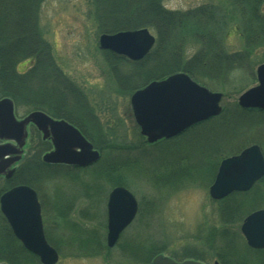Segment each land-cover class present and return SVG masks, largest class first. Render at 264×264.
<instances>
[{
  "label": "rangeland",
  "instance_id": "1",
  "mask_svg": "<svg viewBox=\"0 0 264 264\" xmlns=\"http://www.w3.org/2000/svg\"><path fill=\"white\" fill-rule=\"evenodd\" d=\"M162 2L163 7L172 12H186L202 6H214L221 9L228 19L223 40L225 52L235 54L242 53L244 50L240 27L241 14L245 9L240 10L242 5L237 6L234 0H163ZM257 17L260 20L264 19V3ZM38 31L50 47L55 64L63 71L66 84L73 91L77 90L89 105L93 119L86 122L80 117L79 120L86 123V134L92 140L96 139L97 146L101 148L98 150L101 154L99 164H95L86 172L71 171L67 174V178L77 177L75 181L66 180L65 176L63 180L60 177L52 179L48 184L40 187L39 195L49 202H52L54 198H58L57 201L71 200L72 204L70 207L68 205V208L76 216L77 212H88L93 208L92 204L87 206L89 202L94 205L97 202L98 197L93 196L94 189H91L88 198L84 195V189L93 182L94 172L113 171L110 175H113V178H120V183L133 194L139 206L134 222L124 233L126 241L130 239L136 242L141 239L143 248L146 250L144 252L146 257L153 255L154 249L161 248L163 255L175 258L177 261L200 259L205 260V263L213 264L211 248L214 245L218 246L219 234L226 227L219 219L216 203L209 197L208 190L211 183H205V187L202 188L194 184L185 185L182 182L186 180H182L180 185L164 186V183H160L163 186L158 188L145 176V173L156 169L160 161L164 163L163 167L169 164L174 166L172 148L164 149L163 145L148 147L145 139L141 137L133 117L130 98L136 90L147 84L142 86L140 82H136L132 89L122 88L120 84H116L105 60L104 52L99 49L98 42L102 33L99 31L97 19L94 18V6L90 0H44L38 11ZM198 49L199 43L189 39L183 54L185 60L191 58ZM246 57H249V61L245 62L242 72H233L232 76L228 75L225 81L206 77L200 83L188 76L212 92L221 94L222 108L226 111L232 110L234 105H237L241 94L257 85L256 70L264 64V46L260 45ZM164 59L166 58L161 60ZM31 61L23 56L11 55L8 52V43L0 45V77L18 71L22 74L21 79H24L27 92L30 89L28 86L30 82L26 81L30 74L28 69ZM122 70L124 75L130 74L125 67ZM45 72L48 85L44 82L46 79L39 84V78H34V85L47 86V89L40 90L41 92L51 91L49 73L47 70ZM10 92L18 98L19 116L32 110H42L41 107L46 105L42 104L45 102L44 99L38 96L36 104L29 108V104L22 100L24 96L21 90L17 93L10 87ZM62 98L64 99L59 100V104H63L64 107L71 105L66 97ZM39 99L42 105L38 103ZM79 110L82 111V109L77 111ZM208 130L209 126H205V130H195L185 140L182 138L172 144H179L175 146V149H178L177 147L183 149L182 152L191 159L190 162H201L203 158L200 156L205 155L206 162H209L210 156L212 163L218 162V166L221 160L236 155L238 151L252 144L259 145L264 153V114L259 117L258 124L244 127L241 135L232 137V140L225 139L223 142L222 139L214 140L209 136ZM32 134L34 135L31 138L32 150L30 151H33L35 147V161L39 162L43 152L49 150V146L47 147V144L39 146L40 141L36 134L34 132ZM181 142L185 144H180ZM237 148L238 150H235ZM209 149H211L210 152ZM214 151H217L216 154ZM199 157L201 161H197ZM183 158L186 157L180 156L176 160L180 161ZM183 160L185 163V159ZM126 165L136 167L134 170H126ZM160 175H163V179H174L173 172L170 171L162 172ZM100 182L104 190L102 197L104 204L101 212H105L107 195L114 187H112L113 184H108L104 180ZM177 185H179L178 190L175 188ZM91 195L92 197L89 198ZM141 209L144 212L139 216ZM240 224L241 222L231 227L230 234L240 232ZM63 232L65 233V230ZM236 246L240 249L238 242ZM134 262L133 259L122 258L119 250L115 249L110 254L93 258L66 256L60 259L58 264H135Z\"/></svg>",
  "mask_w": 264,
  "mask_h": 264
},
{
  "label": "trees",
  "instance_id": "2",
  "mask_svg": "<svg viewBox=\"0 0 264 264\" xmlns=\"http://www.w3.org/2000/svg\"><path fill=\"white\" fill-rule=\"evenodd\" d=\"M43 1L0 0V45L8 43V52L14 57L23 56L26 60L34 59L36 72L44 73L45 78L42 79H46L44 82L48 85L45 72L47 70L52 86V92H49L48 99L53 102H60L59 100L63 99L61 95H58L61 94L62 74L54 62L50 47L38 31V11ZM162 1L90 0V3L94 6V18L98 21L101 33L114 34L121 31L147 28L155 35L156 42L153 49L139 62L131 63L109 52H104L111 75L116 84H120L122 88L129 87V89H132L136 82H140L144 86L151 81L162 80L179 72L186 73L198 82L206 77L225 81L229 77L228 75L233 72H242L243 66L246 65L245 62L249 59V57H246L248 54L260 45L264 46V19L260 20L257 17L264 0H234L237 6L242 5L240 10L245 9L241 14L240 27L244 50L242 53L235 54H227L223 46L228 19L221 9L214 6H202L186 12H172L163 7ZM189 39L197 41L199 49L191 58L185 60L183 54ZM162 58L166 59L161 60ZM13 59L15 60V58ZM123 67L128 70L129 75H124V72H122ZM40 82L41 80L39 84ZM63 85L66 86L64 78ZM81 109L82 111L79 110V112L85 114L84 119L91 121L92 118L87 106L84 104ZM261 114H264V112L244 111L234 105L232 110L226 111L223 109L218 117L191 128L173 141L161 142L158 145H163L164 149H175V146L179 144L174 145L172 143L182 138L185 140L195 130H205V126H209L208 132L213 133L214 138L222 139V142L225 139L232 140V137L235 138L241 135L244 127L258 124ZM63 119L78 127L96 149H101L100 146H97L98 141L95 138V140H92L86 134V123L67 116H63ZM180 144H185V142ZM177 148L179 151L183 150ZM235 150H238V148ZM214 152L216 154L217 151ZM200 157L203 158L202 161ZM200 157L197 161L201 162L186 161L184 163L182 159L172 168L163 167L164 163L160 161V165L156 169L147 172L145 176L158 188L163 186L160 183H164V186L180 185L182 180H186L182 182L183 184H198L205 187V183H212L218 162L212 163L210 156L208 157L209 162H206L205 155ZM126 166L128 167V165ZM133 167L129 165V169ZM173 170L176 171L173 173V180L163 179V175H160L162 172H173ZM86 171H89V169L83 170V172ZM111 172L113 171L94 172L92 184L84 189L85 197L88 198L91 189H94L93 196L103 197L104 190L102 189L101 180L113 184L112 187L114 185L123 186L120 183V178H113V175H110ZM57 174L58 172L53 173L51 179L57 178ZM63 176L68 177L67 173H63ZM69 180L75 181L73 178ZM91 197L92 195L89 196V198ZM99 203L97 201L95 205L100 206ZM215 203L218 208L219 219L226 229H223L219 234L218 246L214 245L211 248L212 257L220 264H264V250L252 251L243 243L244 241L238 232L230 234L231 227L239 225L250 212L264 208V178L257 182L249 192L233 193ZM91 204L95 206L92 202H89L87 206ZM143 212L144 210L141 209L140 216ZM87 213L94 215L95 211L89 209L88 212H83L80 215L83 221L93 222L94 219H97L89 217L86 215ZM98 219L95 221L97 227L95 230H86L83 227H70L68 225L67 231L70 235V242L85 247L84 249L80 248L79 255H100L104 250V228L101 226L103 220ZM7 228L5 221L0 216V232L2 229ZM237 242L240 249L236 246ZM13 245L11 236L0 234V262L18 264L17 254L12 249ZM131 245H133L132 257L135 260L138 254L134 252V246L138 245L135 243ZM88 246H96V248L89 249ZM159 249H154L152 251L154 254L148 255L144 259V263L150 264L151 259L156 254L163 252L161 248Z\"/></svg>",
  "mask_w": 264,
  "mask_h": 264
},
{
  "label": "water",
  "instance_id": "3",
  "mask_svg": "<svg viewBox=\"0 0 264 264\" xmlns=\"http://www.w3.org/2000/svg\"><path fill=\"white\" fill-rule=\"evenodd\" d=\"M153 44L154 38L146 29L113 35L104 34L99 38L100 50L127 57L131 61L141 60L151 50ZM256 74L258 85L243 93L238 99V105L243 109L264 111V65L257 68ZM221 97V94L212 93L195 83L186 74L179 73L164 81L152 82L145 89L137 91L131 98V106L134 119L141 129V135L145 136L149 143H154L161 138L169 139L177 136L190 126L219 115ZM4 103L11 104L7 100L2 101L0 109L6 105ZM29 121L44 134L47 127L51 129L54 150L43 157L45 163L85 168L99 160V154L93 151L92 145L77 129L64 121L55 122L41 113H33L20 123L10 121L13 122L11 124L0 119V139L5 137V132L10 127L17 128V132L21 134L24 125ZM16 153L18 152L15 150L0 147V159ZM263 176V155L257 145L251 146L238 156L221 162L214 183L209 189V195L214 200H221L233 192H246ZM35 197V193L26 187L15 188L1 198L0 209L24 246L38 256L43 264H54L57 261V254L43 239L39 207ZM107 211L106 242L107 246L112 248L121 231L136 213L135 199L127 190L116 188L109 194ZM16 212L21 214L20 218L15 217ZM23 216L29 222L25 226L29 233L24 232L20 224ZM240 231L248 247L256 250L264 249V210L247 216ZM153 264L179 263L157 256L153 259ZM181 264L200 263L186 261Z\"/></svg>",
  "mask_w": 264,
  "mask_h": 264
},
{
  "label": "flooded vegetation",
  "instance_id": "4",
  "mask_svg": "<svg viewBox=\"0 0 264 264\" xmlns=\"http://www.w3.org/2000/svg\"><path fill=\"white\" fill-rule=\"evenodd\" d=\"M34 66H35V60L32 59L30 68L28 69L30 70V74H28V79H27L30 82L28 85L30 89L28 91V95H23L24 97H22V100L26 104H29V108H30L34 103L36 104L37 97L40 96L45 101L42 104L43 105L46 104V105L44 107H41L42 110H32L31 112L24 114L23 116H19L18 115L19 101L18 98L10 92V87H12L14 91L19 93L17 79L19 80V77H21L22 74L19 73L18 71H14L10 75H5L3 77H0V102L7 100L11 103V104L4 103L6 105H4L0 109V119L6 120L7 123H11L10 121L13 122L15 121L14 123H20L25 119H27V117L34 112L42 113L43 115L49 117L53 121H63V117H61L63 116V104L61 107H59V110L62 112L61 116H58L56 112L57 109L52 111L53 109L48 99V96H50L49 91H44V92L40 91L47 89V86L46 85L39 86L36 84L34 85L35 82L34 78L36 72ZM63 93L67 99L70 98V101L69 100L68 101L71 103V105L65 106L64 108L70 109L71 107L72 112H79L77 110L81 108V106L83 105L82 104L83 96L79 95L77 90L73 91L71 87L69 89L63 88ZM38 103L41 104L40 99L38 100ZM13 126L15 127V125ZM17 131H18L17 128L10 127L5 132L4 135L5 137L3 139H0V147H5V149L8 150L11 149L18 152L16 154L6 155L5 157L0 159V171H1L0 198L5 193L21 186L29 187L36 194L35 198L39 207L41 233L45 243L51 249H53V251L57 254V261L55 264H58L60 262V259L66 258V256L71 258H93L107 253L110 254V252L115 249L119 250V255L122 258L132 260L133 259L132 257L133 245H131L132 241L130 239L126 241V239H124L125 236L124 233L127 231V229H124L120 233L116 243L112 248L109 247L107 248L106 239H105L104 250L100 255H87V256L82 254L79 255L81 252L80 248L84 249L85 247L79 246V244L77 243L74 245L72 244V242H70V235L68 234L67 228L70 226V227H83L86 230H91V229L95 230L94 227L95 221L98 218H101L103 220L101 226L102 228L105 227L106 230L107 228L106 221L108 219V211H107L108 198L106 200V204L104 208L105 212L104 211L101 212L103 209L102 207L104 202L102 201H104V198H98L97 201L98 203L100 202L99 203L100 206L97 205L93 206L92 210L95 211L94 215L90 213L86 214L89 217L97 218V219H94L93 222H87L82 220V223L78 222L79 217L82 213L77 212V215L75 216L74 212H71L70 209L68 208V205L70 207V204H72L71 200L57 201L58 198H54L52 202L45 200V197L39 195L40 187L45 186L46 184H48L49 181H51V177L53 173L60 172L62 174L60 178L63 180V170H65L68 173H70L71 171L72 172H77V171L72 167L46 164L43 162L42 160L43 156L53 150L52 133L50 128L47 127V131L44 134L42 133V131L38 129V127L35 124L29 121L26 125H24V129L23 132H21V134ZM33 132L36 134L35 136L40 141L39 146H41V144L43 145L47 144L46 146L47 147L49 146V150L43 152L42 155L40 154L41 160H39V162L35 161L34 146H33L34 147L33 151H30L32 150V144L30 142L32 136L34 135L32 134ZM22 136L24 138H22ZM12 137H15L16 139ZM21 143L22 145H20ZM60 199L63 200V198ZM20 215H21L20 213L16 212L15 217L20 218ZM0 216L6 222L4 216L1 213ZM22 220L24 222L21 221L20 224L23 228V231L29 233L30 231L25 228V226H27L29 222L26 220V218H24V216ZM64 230L66 234L63 232ZM0 234L4 236L12 237L14 243L12 249L14 250V253L17 254L18 264H43L42 262L39 261V259H37L35 256L31 254V251H29L21 242V240H19L16 237V235L14 234L13 230L10 229V227H8L7 229H2ZM32 235L35 234L32 233ZM122 241L124 242L122 243ZM88 248L95 249L96 246H88ZM134 252L138 254L136 255L135 260L133 259L135 261L134 263L146 264L144 263V259L146 258V255L143 254L142 246L141 245L134 246ZM199 262L201 264H210V263H205V260H201ZM215 263L217 262L214 261L213 264ZM3 264L6 263L3 262Z\"/></svg>",
  "mask_w": 264,
  "mask_h": 264
},
{
  "label": "bare ground",
  "instance_id": "5",
  "mask_svg": "<svg viewBox=\"0 0 264 264\" xmlns=\"http://www.w3.org/2000/svg\"><path fill=\"white\" fill-rule=\"evenodd\" d=\"M39 74V75H38ZM35 77H38L41 81L43 80L42 78H45V76H44V73L42 72H40L39 71V73L38 72H35ZM24 79H21V77H19V80L17 79V83H18V87H19V90H21L22 91V93H23V95H28V92L26 91L27 90V88H26V85H25V83H24V81H23ZM26 82H29L28 80L26 81ZM245 93V92H244ZM63 100V99H62ZM49 102H50V104H51V106H52V111H54V110H56V112H57V115L58 116H61V111L59 110V107H61L62 106V104H59V102H53L52 100H49ZM221 110H223V108H222V106H221ZM81 115H85L84 113H81V112H72L71 111V107H70V109H66V108H64V106H63V116H67V117H69V118H72V119H76V117H79V116H81ZM63 116H61V117H63ZM211 119V118H210ZM209 120V119H208ZM209 136L212 138V139H214V140H219V138H214L213 137V134L212 133H210L209 134ZM172 152H173V165L174 166H176L177 164H178V161L176 160V159H178V157H180V156H184V157H186V158H183V159H185V161H187V162H190L191 161V159H189L187 156H186V154L185 153H183L182 151H179L178 149H172ZM175 162V163H174ZM190 164V163H189ZM173 166V167H174ZM168 168H172V165H168L167 166ZM176 171L175 170H173V173H175ZM264 178V177H263ZM262 178V179H263ZM261 179V180H262ZM189 183V182H188ZM257 183V182H256ZM255 183V184H256ZM254 184V185H255ZM101 213V212H100Z\"/></svg>",
  "mask_w": 264,
  "mask_h": 264
}]
</instances>
